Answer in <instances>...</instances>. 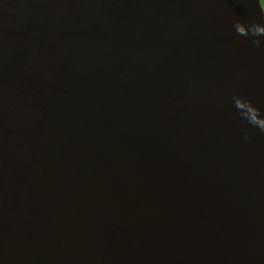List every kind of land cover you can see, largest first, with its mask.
<instances>
[{"label": "water", "instance_id": "95a60500", "mask_svg": "<svg viewBox=\"0 0 264 264\" xmlns=\"http://www.w3.org/2000/svg\"><path fill=\"white\" fill-rule=\"evenodd\" d=\"M0 264H264L261 0H0Z\"/></svg>", "mask_w": 264, "mask_h": 264}, {"label": "trees", "instance_id": "16d2710c", "mask_svg": "<svg viewBox=\"0 0 264 264\" xmlns=\"http://www.w3.org/2000/svg\"><path fill=\"white\" fill-rule=\"evenodd\" d=\"M262 3H263V7H264V0H262Z\"/></svg>", "mask_w": 264, "mask_h": 264}, {"label": "rangeland", "instance_id": "374dc122", "mask_svg": "<svg viewBox=\"0 0 264 264\" xmlns=\"http://www.w3.org/2000/svg\"><path fill=\"white\" fill-rule=\"evenodd\" d=\"M261 2H262V0H261ZM262 5H263V3H262Z\"/></svg>", "mask_w": 264, "mask_h": 264}]
</instances>
